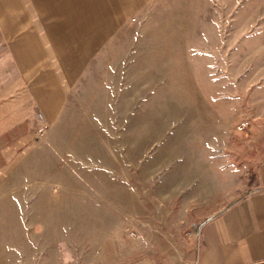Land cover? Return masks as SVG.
Wrapping results in <instances>:
<instances>
[{"label": "rangeland", "instance_id": "374dc122", "mask_svg": "<svg viewBox=\"0 0 264 264\" xmlns=\"http://www.w3.org/2000/svg\"><path fill=\"white\" fill-rule=\"evenodd\" d=\"M262 126L264 0H0V264H190Z\"/></svg>", "mask_w": 264, "mask_h": 264}, {"label": "crops", "instance_id": "0c3cea01", "mask_svg": "<svg viewBox=\"0 0 264 264\" xmlns=\"http://www.w3.org/2000/svg\"><path fill=\"white\" fill-rule=\"evenodd\" d=\"M257 129L241 146L242 166L220 172L218 188L205 193L207 198L222 191L224 197L235 196L204 223L190 264H264V137ZM222 174L228 179L222 181Z\"/></svg>", "mask_w": 264, "mask_h": 264}, {"label": "built area", "instance_id": "2783aa9c", "mask_svg": "<svg viewBox=\"0 0 264 264\" xmlns=\"http://www.w3.org/2000/svg\"><path fill=\"white\" fill-rule=\"evenodd\" d=\"M42 120H43V117H42ZM249 127V123L248 122H242L239 126V129L240 130H244V129H247ZM43 131V127L41 128V132Z\"/></svg>", "mask_w": 264, "mask_h": 264}]
</instances>
